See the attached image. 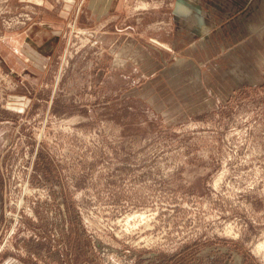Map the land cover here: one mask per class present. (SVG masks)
Masks as SVG:
<instances>
[{
  "label": "rangeland",
  "instance_id": "1",
  "mask_svg": "<svg viewBox=\"0 0 264 264\" xmlns=\"http://www.w3.org/2000/svg\"><path fill=\"white\" fill-rule=\"evenodd\" d=\"M92 1L0 0V264H264V33L237 87L227 40Z\"/></svg>",
  "mask_w": 264,
  "mask_h": 264
},
{
  "label": "crops",
  "instance_id": "2",
  "mask_svg": "<svg viewBox=\"0 0 264 264\" xmlns=\"http://www.w3.org/2000/svg\"><path fill=\"white\" fill-rule=\"evenodd\" d=\"M100 1H92L91 7L95 15L102 17L105 14L111 13L110 11L113 8L115 0H105L106 5L103 8H101L100 4L98 5ZM137 1L141 2V4L143 3L145 9L158 10L167 8L169 10V16L165 18L160 16V10H158L159 16L155 23L161 25L162 31L166 32V35L170 34L171 38L157 37L154 38L156 41L151 40L150 42H146L145 45L149 46L152 50L156 51L159 48L158 50H162L163 52L164 50H169L171 47H176L189 53V49L192 52H196L204 47L209 48L210 46L217 45L222 47L220 41L227 40V51L230 53L225 55L228 59V67L221 74L223 75V80L237 87H244L248 82L254 81L253 78L251 79L252 70L250 69L251 64L248 62V56L252 53V49L255 52L261 45L258 41L261 39L259 34L262 36L264 33V0ZM65 8L67 9L68 6H65ZM101 9L104 10L102 11ZM162 12L165 15V10ZM63 14L65 13L63 12ZM219 19H225L226 25L223 23L217 29L216 21ZM37 32L39 33L40 30L37 29ZM43 32L44 34L41 38L49 36L47 30ZM230 38L233 40V44H230L232 42L229 43ZM37 41H40V38L37 37ZM43 41V44L45 43L43 47L44 52L46 55H49L56 46V40L47 38ZM129 42L132 43L133 47L138 43L134 38H131ZM191 60H188V64L193 73L200 72V67L193 62L192 58ZM182 61L180 60L178 64H172L171 66H168L163 61L161 67L168 69L170 73L177 72L178 70L177 74L175 73L176 75L172 76L174 78L179 76L178 78H180L179 71H181ZM216 63V68L212 67L213 70H218L217 66L219 64L218 62ZM198 76H201V72Z\"/></svg>",
  "mask_w": 264,
  "mask_h": 264
},
{
  "label": "bare ground",
  "instance_id": "3",
  "mask_svg": "<svg viewBox=\"0 0 264 264\" xmlns=\"http://www.w3.org/2000/svg\"><path fill=\"white\" fill-rule=\"evenodd\" d=\"M258 248H259L258 250H260V249H264V244L259 245ZM258 250H257V251H258Z\"/></svg>",
  "mask_w": 264,
  "mask_h": 264
}]
</instances>
